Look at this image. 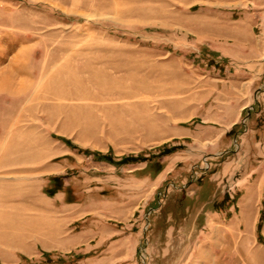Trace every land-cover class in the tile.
Masks as SVG:
<instances>
[{"label":"rangeland","instance_id":"rangeland-1","mask_svg":"<svg viewBox=\"0 0 264 264\" xmlns=\"http://www.w3.org/2000/svg\"><path fill=\"white\" fill-rule=\"evenodd\" d=\"M0 88V264H264V0H0Z\"/></svg>","mask_w":264,"mask_h":264},{"label":"trees","instance_id":"trees-1","mask_svg":"<svg viewBox=\"0 0 264 264\" xmlns=\"http://www.w3.org/2000/svg\"><path fill=\"white\" fill-rule=\"evenodd\" d=\"M212 63H215V60H212ZM68 144H70L69 140L64 139ZM163 150L159 154H151L150 157H146L144 155H129L123 156L119 160H117L112 154L110 153H103L100 151L91 152L90 150H84V153H93L96 160H102L109 163H113L116 165H126L129 163H136L146 161L148 164L147 172L156 176L163 170V163L157 160V157L160 155H168L174 153L176 150L180 148V146H167L166 144L163 146ZM142 174V172H140ZM62 182L59 177H51L49 181L48 187L45 189V192L49 195H54L58 190L62 189ZM264 220V212H262V218L258 224L257 232L259 239H262V222ZM47 254V253H46Z\"/></svg>","mask_w":264,"mask_h":264},{"label":"crops","instance_id":"crops-1","mask_svg":"<svg viewBox=\"0 0 264 264\" xmlns=\"http://www.w3.org/2000/svg\"><path fill=\"white\" fill-rule=\"evenodd\" d=\"M247 109H249V108L247 107ZM254 112L255 113L254 114L252 113L251 114V118H250V121L253 122V123H255L254 116L257 115V111L255 110ZM253 127L258 129V125H255V126L253 125Z\"/></svg>","mask_w":264,"mask_h":264},{"label":"bare ground","instance_id":"bare-ground-1","mask_svg":"<svg viewBox=\"0 0 264 264\" xmlns=\"http://www.w3.org/2000/svg\"><path fill=\"white\" fill-rule=\"evenodd\" d=\"M14 70V69H13ZM16 71H18V68H17V70ZM20 71V70H19ZM21 72V71H20ZM35 73V72H34ZM35 76H36V73H35ZM41 76V75H40ZM7 83V82H6ZM1 86H3V85H1ZM1 89V88H0Z\"/></svg>","mask_w":264,"mask_h":264},{"label":"water","instance_id":"water-1","mask_svg":"<svg viewBox=\"0 0 264 264\" xmlns=\"http://www.w3.org/2000/svg\"><path fill=\"white\" fill-rule=\"evenodd\" d=\"M249 114H251V111L249 112Z\"/></svg>","mask_w":264,"mask_h":264}]
</instances>
